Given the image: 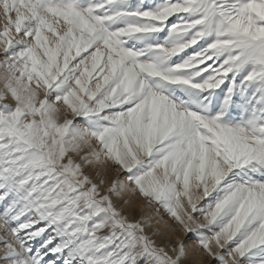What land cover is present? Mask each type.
Masks as SVG:
<instances>
[{
    "label": "snow or ice",
    "instance_id": "1",
    "mask_svg": "<svg viewBox=\"0 0 264 264\" xmlns=\"http://www.w3.org/2000/svg\"><path fill=\"white\" fill-rule=\"evenodd\" d=\"M0 21V264H264V0Z\"/></svg>",
    "mask_w": 264,
    "mask_h": 264
},
{
    "label": "rangeland",
    "instance_id": "2",
    "mask_svg": "<svg viewBox=\"0 0 264 264\" xmlns=\"http://www.w3.org/2000/svg\"><path fill=\"white\" fill-rule=\"evenodd\" d=\"M0 27H2V21H0ZM144 208L151 212V216L153 215L154 210H155L154 206H148L146 202L140 199L139 197L133 198L132 203H131L132 214L130 215L129 218L138 219L141 216L148 217V216L143 215L142 213V210ZM164 219L167 221L168 218L164 217ZM168 223L170 224L171 222L168 221ZM149 231H151V229H149ZM185 264H199V258L196 256L195 253H192L190 254L189 261L185 262Z\"/></svg>",
    "mask_w": 264,
    "mask_h": 264
},
{
    "label": "bare ground",
    "instance_id": "3",
    "mask_svg": "<svg viewBox=\"0 0 264 264\" xmlns=\"http://www.w3.org/2000/svg\"><path fill=\"white\" fill-rule=\"evenodd\" d=\"M9 103H11V101H9ZM142 213H143V215H145V216H148V217L151 216V212H150L149 210L145 209V208L142 210Z\"/></svg>",
    "mask_w": 264,
    "mask_h": 264
}]
</instances>
